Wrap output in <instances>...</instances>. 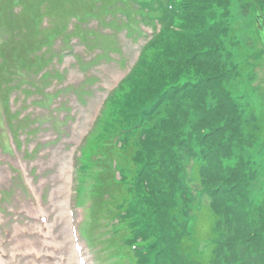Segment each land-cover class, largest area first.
<instances>
[{"label": "trees", "instance_id": "1", "mask_svg": "<svg viewBox=\"0 0 264 264\" xmlns=\"http://www.w3.org/2000/svg\"><path fill=\"white\" fill-rule=\"evenodd\" d=\"M192 1L194 0H179L177 4L182 9L181 22L186 25L188 33L177 34L174 45L165 43L162 50L171 55L154 59L141 74L143 82L138 86L145 85L157 100L161 111L159 123L162 127L152 133L149 142L139 146L142 151L137 149L133 153L135 170L139 173L138 177L146 179L149 184L155 182L161 173L165 183L164 188L160 187L159 191L163 193L164 201L171 205L177 204L181 210L180 215L185 212L182 210L191 199L189 195H183L185 190L181 181L171 175L172 170L167 166L170 160L160 155L157 144L166 126L177 122L193 125V132L198 141L202 142L200 152L204 157V164L200 178L197 172L199 162L195 163L191 175L197 181L202 180L213 196V205H206L201 215L205 218L208 212L211 218L212 229L204 233L209 248L212 251L213 246L223 242L220 249L214 252H221L227 264H264L263 246L258 244L259 241L264 242V167L259 181L252 165V154H249L250 149L254 148V142H244V138L239 135L236 118L230 119L234 127L226 131L228 140L224 139V133L223 138L219 137V111L211 107L210 101L211 95L215 96L220 90L217 89L215 76L227 86V93L234 92L239 79L246 77H243L248 69L247 61H243L246 50L239 38L245 26L237 19L245 15L240 9L245 0H199V6H194ZM257 2L263 3L264 0ZM214 7H221V11L218 13ZM212 8V15L221 18L217 27L211 21L215 18L208 16ZM222 88L225 89V86ZM247 110L250 109L246 108V112ZM251 112L253 116L245 124V130L258 124L261 121L259 118L264 115L259 112V117H255L254 109ZM171 130L170 128L169 131ZM193 155L199 158L198 153ZM248 167L252 168L253 175L248 173ZM258 184L261 188L259 194L263 196L255 199L249 194L258 193L259 190H253ZM238 211L244 212V215L236 219L238 225L229 232L228 243L224 247V235L221 232L224 233L231 227L234 215H239ZM194 214L199 217L196 209ZM212 219L215 223H212ZM195 225L193 223L197 228ZM241 240L246 243V248L240 250L236 245ZM183 245L188 246L189 252H194L195 243L191 240H184ZM209 256L205 257L200 253L195 257L207 262Z\"/></svg>", "mask_w": 264, "mask_h": 264}, {"label": "rangeland", "instance_id": "2", "mask_svg": "<svg viewBox=\"0 0 264 264\" xmlns=\"http://www.w3.org/2000/svg\"><path fill=\"white\" fill-rule=\"evenodd\" d=\"M245 5L247 8L252 9L254 7H256L254 9V13H253V19H254V27L250 26V16L247 19V22L249 23V26L251 28H253V30H249L247 29V27H245L242 31V34L240 35V38H245L247 45L244 43V40L242 39L241 43L243 44V46L245 47L246 53H245V58L243 59L247 61V66L248 69L247 71H245V74L243 77H245L243 80L238 81V87L234 92H230L227 93V86L224 84V82L222 81L221 83L225 86V89H223V85H221L220 80L217 76L216 77V82H217V89L219 90V93H217L215 96L211 95V107L218 109L219 111V116H218V120L220 123V127H219V132H221L219 134L220 138H223L222 133H224V139L228 140V137L226 136V131L229 130L230 128L234 127V123L230 121V119H234L236 118L238 120V125H239V135L242 136L244 138V142L245 141H252L254 142V148L250 149V153L252 154V159L254 160L253 168L256 170V178L260 181L262 176H261V169L264 167L263 165V161L261 160V155L262 153H260L261 149H264V136H259L260 133H262V129L264 130V127L262 128V126L260 127V132L259 134L258 132V127L259 124H255L250 128H247V130H245V124L247 123V121H250V118L253 116L252 112L250 110H247L246 112V108H244L243 106L240 107L239 109L235 106L237 104V101H242L244 99H250L251 97H255V101L258 102V100H260L261 98H258L259 95L262 96V107L264 108V40H259V36L262 34V37L264 39V14H262L261 10L258 8L257 5H259L262 9H264V5L261 4H257L256 2H254L253 0V4H252V0H245L244 1ZM216 8V10L221 11V7H214ZM213 12V8L210 10V12L208 13L209 18L213 17L215 19L211 20L214 23V26L217 27L220 24V17L216 18V16L212 15ZM261 22V24H256L258 22ZM242 25V24H241ZM257 26L258 32L259 34L255 31V27ZM147 28V27H145ZM148 30V29H147ZM248 44H252L254 45V47H248ZM256 50V52H255ZM256 54V55H255ZM240 62V60H238ZM116 77V72L113 73V76H111L109 78V80L107 81V85L111 84ZM260 96V97H261ZM235 106V107H234ZM233 112V113H232ZM91 112H84L83 114V121H85V119L90 115ZM216 114V112H213ZM257 113H255V117ZM47 135L48 133H44L43 136L41 137V139L43 140V142L47 141ZM259 136V137H258ZM246 143V142H245ZM230 147L232 145H229ZM64 145L62 144H56V147L51 146H46L43 145L40 147L39 149V154L38 155H32L29 156L28 158L24 159V161L27 163V167H31L32 168V172L35 173L36 170H38L40 168L41 163H39L40 161H42V164L44 166H48L49 161L54 158L57 159L59 161H63L65 159V150H63ZM6 154H3V156ZM250 159V157H249ZM57 162V161H56ZM227 159H224V163L225 165L227 164ZM32 164V165H31ZM36 168V169H35ZM51 169L46 168L44 173L46 174H50L51 173ZM248 173L253 175V171L251 167H248ZM0 174L4 175L6 177V180L0 181V185H5V187L7 186H11L14 187V182L17 181V177L18 175L16 174H11V173H7L3 167L2 164H0ZM248 174V175H249ZM254 182V181H251ZM16 190H18L21 187L20 183H16L15 185ZM22 188V187H21ZM253 190L257 191L259 189L257 188H253ZM16 194V193H15ZM255 193L252 192L250 193L251 196H253ZM1 201V200H0ZM7 216V214H6ZM205 219L206 217H202L200 223L201 225L205 224ZM259 246H263L261 247L262 252L264 253V242H258Z\"/></svg>", "mask_w": 264, "mask_h": 264}, {"label": "bare ground", "instance_id": "3", "mask_svg": "<svg viewBox=\"0 0 264 264\" xmlns=\"http://www.w3.org/2000/svg\"><path fill=\"white\" fill-rule=\"evenodd\" d=\"M188 162L185 164L186 166H188ZM186 175V174H185ZM59 176L61 179V189H65L68 185L67 183L69 182V177H70V173L67 167L63 166L60 171H59ZM37 197H38V193H37ZM66 197L63 200H60L58 202V208L60 210H64L67 202H66ZM38 203L36 205V209L37 210H47L48 213L51 212L50 209H48L46 207V205H44V203L41 201V199H38ZM42 225L39 226V228L41 229ZM39 228H37V230L39 231ZM50 231L52 228V225H50ZM11 240H15L12 243V249L8 252L6 251L4 245L2 244V242L0 241V264H19L18 262V257L15 256V253L17 251L20 250V245H19V233H18V228H14V231L11 234ZM58 243H60V248L62 249L63 252L68 253L65 263L67 264L68 262L74 263L75 262V258H76V254L73 251V244L71 243V239L69 238V236H66L64 238H62L61 240L58 241Z\"/></svg>", "mask_w": 264, "mask_h": 264}]
</instances>
